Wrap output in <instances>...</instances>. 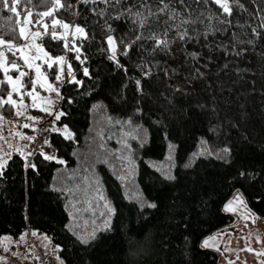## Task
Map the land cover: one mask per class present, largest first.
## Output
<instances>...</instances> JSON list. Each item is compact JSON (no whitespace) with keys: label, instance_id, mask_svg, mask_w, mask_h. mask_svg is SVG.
Masks as SVG:
<instances>
[{"label":"trees","instance_id":"1","mask_svg":"<svg viewBox=\"0 0 264 264\" xmlns=\"http://www.w3.org/2000/svg\"><path fill=\"white\" fill-rule=\"evenodd\" d=\"M61 2L71 4L73 7L71 10L66 7L56 9V17L86 26L90 38L83 40L81 44L83 48L81 58L87 56L83 64L75 59V54L71 50H67V58L72 64L74 74L82 82L76 84L70 81L61 85L58 105L68 113V116L66 118L62 116L60 119H66L70 127L75 130L86 131L94 119H99L95 115V110L89 111L91 105L96 101H103L108 105L107 110L111 113L114 98L121 92L125 82L128 84L127 97L131 100L134 77L141 74V70L134 68L133 65L141 62L140 56H144L146 62L167 59L169 65H179L180 71L172 76L171 80L165 78L163 64L160 65L159 70L152 65V71L157 73V76L152 80L144 79L145 91L151 92L155 100L150 115H154L157 119L162 118L167 126L166 128L163 125L159 126L160 135L153 134L151 151L144 155L156 161L165 159L167 144L163 139V132L166 130L168 139L177 145L176 167L173 168V174L177 178L167 181L159 172L148 167L143 161H138L137 183L140 191L146 199L158 203L155 210L147 206L140 209L139 201L129 199L128 195L131 193L125 195L124 185L106 166H102L101 175L106 177V192L118 211L113 216L112 231L105 233L94 248L82 254L80 247L73 243L75 237L64 227L68 222L67 210L64 207L65 199L55 194L49 187L54 178L59 182V175L62 174H58L56 170L62 166L56 161H44L43 157L37 154L34 159L38 162V168L24 170L17 154L13 152V159L9 162L10 166L5 172V177L0 179V238L5 234L16 237L25 230L31 229L46 233L53 245L57 243L62 245L58 249V255L65 264H73L74 260L76 264H127L128 237L139 238L146 230L154 228L155 250L151 255L143 257L140 264H215L218 254L200 247L199 242L203 237L232 220V216L224 212L222 207L234 189L238 188L246 204L253 211L264 216V197L256 198L259 195L260 180L236 178L238 170L259 172L264 166V39L255 45V50L246 43L237 44V47L249 50L248 56L239 62L234 54L218 47L221 42H227L229 48L232 46L233 31L242 41H247L253 35L252 25L240 28L235 21L239 19L243 23L246 19H251L259 24V17L264 16V0H256L255 3L253 0H242L248 11L255 15L249 17L247 13L234 10L231 17L232 25L228 27L227 32L218 31L215 35L209 33L207 37L201 35L198 42L188 41L183 46L174 44L171 58L160 53L149 55L147 52H140L139 45L132 50L131 58L124 55L122 50L119 51L117 58L121 65L127 66V72L117 68L115 63L108 59L105 33L100 30L98 24L94 23L97 16L90 11L92 5L77 4V0H61ZM146 2L156 4L158 0H146ZM18 3L19 14L30 9L34 19L37 13L51 7L52 0H31L30 3L29 0H18ZM128 3H137V0H124V6ZM95 6L97 9L105 7L102 0H96ZM176 6L181 7L178 3ZM191 7L195 9L192 13L195 16L201 8H205V5L202 0L199 5L192 0ZM218 8V5L212 4L213 11ZM112 10L109 5L108 13L110 14ZM74 12H78L79 15H73ZM9 15L13 14L8 10L0 11V34L5 35V38H12L7 30L13 26L18 30L16 20H20V15H13L11 21L5 20L4 17ZM163 18L162 16L161 19ZM104 19H109V15L99 18L100 21ZM109 22L114 23V27L118 29L115 33L117 38L128 31L130 24L128 20L113 22L109 19ZM206 23L207 18H205ZM213 23L217 28L221 27L219 23L215 21ZM205 24L197 23L192 25V28L202 32ZM153 28L159 30L156 25H153ZM20 41L21 39L17 42ZM40 41L50 54H59L66 50L63 40L52 41L49 33H45ZM140 43H144L146 47L151 45V41ZM209 43L211 48L208 47ZM184 48L189 52L202 53L201 58L199 60L186 58ZM8 55L11 59V54ZM209 56L212 57L209 64L211 71L203 67ZM16 59L22 63L18 56ZM225 63L228 64L227 68L217 74L216 69ZM84 67L88 68V75L84 74ZM237 67L242 71L237 73L235 71ZM195 68H199L206 75L199 76L195 73ZM50 70L53 75L54 69ZM170 84H179L187 88L188 92L180 93L178 89L169 87ZM27 85H30V80ZM221 88L224 90L220 91ZM229 89L232 91L229 92ZM162 93L172 97L174 103H169L161 95ZM69 96L73 97L71 101L66 99ZM212 96L216 97L218 115L214 114L211 108L199 107L201 104L212 103ZM7 109L4 108L3 114L7 113L5 111ZM56 123L58 124L57 120ZM213 125L218 126L217 131L210 130ZM43 135L45 139L50 140V153L53 150V154L63 156L68 161L69 167L77 165V158L72 155L71 142L65 141L56 131L45 132ZM77 136L83 143V132L78 131ZM202 139L207 143H202ZM109 143L113 147L116 146L114 140ZM225 147L230 149V152H225ZM57 149H59L58 153ZM202 149H207L209 154H198ZM220 156L226 158L220 159ZM190 157L191 166L183 167ZM233 178H236L235 181ZM65 179L71 181V177ZM117 186L119 193L116 192ZM193 186L200 193L199 199L204 202V207L195 208L192 212L193 220L185 231V224L180 222V218L186 213L177 206V194H183ZM91 219L92 214L86 212L78 224L81 231L91 230L93 227Z\"/></svg>","mask_w":264,"mask_h":264},{"label":"snow or ice","instance_id":"2","mask_svg":"<svg viewBox=\"0 0 264 264\" xmlns=\"http://www.w3.org/2000/svg\"><path fill=\"white\" fill-rule=\"evenodd\" d=\"M31 0H29V3ZM105 7L96 8V0H77V4L83 3L84 5H92L90 11L95 13L97 20L94 21L98 24L100 30L105 33L104 40H106V50L109 52L108 59L113 61L117 68L123 69L127 72V66L121 65L117 58L119 51H123L124 55L132 56V50L139 45L140 52H147L149 55H156L160 53L163 56L171 58L172 46L179 44L183 46L188 41H199L200 36L207 37L209 33L215 35L216 32H227L228 27L232 25L231 17L234 14V10H239L240 13H247L249 17L255 15L253 12H249L242 0H202L205 8H201L200 12L193 16L195 9L191 7L192 0H158V3L151 4L146 0H137V3H128L124 6V0H102ZM197 5L201 3V0H195ZM256 0H253L255 3ZM181 7H177L176 4ZM218 5L219 8L215 11L212 10V4ZM139 4V6H137ZM113 9L111 13H108V6ZM19 3L18 0H0V11L8 10L15 16H19L18 12ZM72 9V5L68 3H62L61 0H52L51 7H47L43 13H37L35 19L32 18V13L29 12L23 16L22 21L17 19L15 26L8 28V35L12 38H5V35L0 34V121L5 117L3 110L5 107L11 110H15L17 117L29 116L31 121H38L41 119L39 115H32L27 111L30 107L32 109L40 108L42 103L51 105L52 100L49 98H42L40 93L36 91V86L39 84L42 88H46L49 91L60 92V88H54L51 83L48 82L45 72L41 68V64L37 61H43L47 68L54 69V75L56 80L62 79V72L64 71L63 65L67 60V55H51L41 43H37L38 38H42L45 33L50 31L52 41H58L63 38L64 48H69V30L73 37L71 43L73 47L71 51L75 54V59L83 64V61L87 59V56L81 58L83 48L81 46L83 40L89 39V30L86 26L79 23L70 24L65 20L55 17V10L60 8ZM119 9V10H116ZM259 11V7H257ZM13 15L4 17L5 20L11 21ZM73 15H79L78 12H74ZM109 15V19L113 22L128 20L130 21L128 31L122 36L117 38L115 33L118 31L114 27V23H110L109 19L100 21V17ZM164 17L161 19V17ZM43 17L51 18V29L49 24L44 22ZM205 18L207 23L205 24ZM259 24H256L251 19H246L243 23L239 19L235 21L236 25L240 28H244L245 25H252L251 33L253 34L247 41H242L237 36L236 32H232V46L229 48L227 42H221L218 44L219 49L224 50L235 55L237 62L245 59L249 50L244 47H237V44H247L252 46L255 50V45L264 39V16L259 17ZM213 21L219 23L221 27L217 28ZM35 23L36 25H42L43 31L40 27L36 30H32L29 26ZM197 23L205 24L203 31L192 28V25ZM153 25L159 28L154 30ZM162 25V27H161ZM57 26L63 29L58 31ZM227 26V27H225ZM134 33L129 35L128 33ZM247 35V33H245ZM79 37V40L75 38ZM27 41L28 43H18L20 39ZM141 41H151V45L146 47ZM6 46V47H4ZM211 48V43L208 44ZM35 49L36 55L31 54V50ZM185 57H190L193 60H199L202 53L191 51L186 48L183 49ZM8 53L12 58L9 59ZM258 55L261 53L257 52ZM20 58L21 62H18L16 57ZM212 57L207 58V62L203 67L211 71L209 64ZM140 63L134 64V68L141 70V74L138 77H134V87L131 100L127 97L128 84L125 82L121 87V92L114 98L112 105L113 111L108 112V105L103 101H96L91 105L89 111L95 110V115L99 119H94L93 123L89 125L86 131L75 130L70 127L66 119L61 120L60 117H67L68 113L60 107L57 109H51L49 106L43 107L44 113H52L56 116L58 124L53 131L60 133L65 141L73 144L72 155L77 158V165L75 167H69L68 161L63 156L53 154L45 151L44 148H35L32 151H25L21 148L14 149L18 158L21 161V167L24 170L38 168V162L34 157L39 154L43 157L44 161H56L62 167L56 171L59 175V182L56 178L53 179V183L49 187L58 196H63L65 199L64 207L67 210L68 222L64 225L65 229L73 234L75 245H78L81 249V253H85L96 246L105 233L111 232L113 228L112 220L113 216L117 213L118 209L114 206L112 199L105 189L106 177L101 175V167L106 166L108 170L116 177L121 184L124 185L125 195H128L129 199H137L139 201V208L144 209L146 206L155 210L158 207V203L155 200L146 199L140 191L137 183V175L139 164L138 161H143L148 167L156 170L167 181L176 180V175L173 174V168L176 167L175 154L177 145L170 139H168V133L165 130L163 132V139L167 144V152L163 161H156L144 154L151 151L152 148V136L153 134L160 135V127L164 126V120L157 119L154 115H150L153 111L152 105L155 100L152 98L151 92L145 91L144 79L152 80L157 73L152 71V65L159 70L160 65H164L165 78L171 80L172 76L180 71V66H172L165 60H152L146 62L144 56H140ZM187 63V60L185 61ZM55 65V67H54ZM227 63L216 69L217 74L226 69ZM26 69L34 70L32 75ZM58 69V70H57ZM251 71V69H244ZM14 71V74H13ZM195 73L203 77L205 72L200 71L199 68L194 69ZM237 73L242 69L237 67L235 69ZM85 75L89 74L87 67L83 68ZM67 76L70 77L71 82L80 84L77 76L74 74V70L71 62L67 63ZM27 78V79H26ZM133 79V78H130ZM30 80V87H26ZM70 81L64 79L63 83L67 84ZM187 82V79H186ZM169 87L178 89L180 93H187L188 89L183 88L179 84H170ZM224 89L221 88L220 91ZM232 90L229 89V92ZM15 94V95H14ZM165 99L169 103H174L172 97L162 93ZM25 97L31 98V103L28 104ZM60 99L59 96L56 97ZM71 101L73 97H66ZM212 103L201 104L199 107L211 108L214 114L218 115L216 97H211ZM147 106V110H146ZM149 121L146 123L145 121ZM103 121V124H101ZM18 122V121H16ZM231 122V121H230ZM52 121L49 122L51 126ZM234 124V122H231ZM27 128L35 129L37 125L35 123H29ZM211 131H217L218 126L213 125ZM83 132V143L80 142L77 136V132ZM20 137H26L28 141H33L35 133L32 135H26L24 132L18 133ZM115 141L116 146L113 147L109 141ZM202 143H207L202 139ZM44 145H50L49 139L43 140ZM57 153L59 149L56 150ZM225 152H230V149L225 147ZM198 154H209L207 149H202ZM220 159L226 157L220 156ZM13 159V153L0 152V179L5 177V172L10 166V161ZM192 163L191 157L183 167H190ZM65 177H71V181L65 179ZM254 181L260 180V189L257 199L264 197V166L261 167L259 172L238 170L237 177ZM236 178H233L235 181ZM116 192L119 193V186L116 188ZM177 206L183 210L186 215H182L180 222L185 224V231H187V225L193 220L192 212L197 206L203 208L204 202L199 199L200 193L196 191V187L188 189L185 193H178ZM244 203V196L240 191H236L235 195L227 200L223 204L225 211H234L233 204ZM86 212L92 214L91 223L93 227L88 231H81L78 224L80 219ZM23 235V233H21ZM131 236L128 237V243L132 241ZM212 237H204L202 240V246H211L208 241ZM62 245L57 243L56 248H61ZM5 250L8 249V245H4ZM7 257L0 255V260H6ZM59 259V257H58ZM63 264V261H62ZM73 264H76L74 260Z\"/></svg>","mask_w":264,"mask_h":264},{"label":"rangeland","instance_id":"3","mask_svg":"<svg viewBox=\"0 0 264 264\" xmlns=\"http://www.w3.org/2000/svg\"><path fill=\"white\" fill-rule=\"evenodd\" d=\"M29 12H31V10L27 9L24 13H22L20 15V20L22 21L23 16L27 15ZM43 20L44 22L50 25L49 29H51L52 27L51 18L43 17ZM69 23L73 24L72 22ZM29 27L32 30H36L37 27H40L41 31H43L42 25L38 26L35 23H33ZM57 30L63 31V29L60 28V26H57ZM72 30L73 29L69 30V36H68L69 48L62 53L54 54V55H64V54L67 55V50H71V48L73 47L71 43L73 39V37L71 36ZM47 33L50 34V31ZM61 39L63 40V38ZM36 42L41 43L40 38H38ZM18 43H28V42L24 41L21 38V41ZM31 54L36 55V51L34 48L31 50ZM68 62L69 61L67 58L66 62L63 65L64 71L62 72V79L56 80L55 75L54 74L51 75V70L47 68L46 64L43 61H39V60L37 61V63L41 64V68L45 72L48 82L51 83L54 88H61V85L64 84L63 83L64 79H68L69 81H71L70 77L67 76ZM26 70L29 71L32 75L35 74L34 70L31 69H26ZM26 87H30V85L29 86L26 85ZM36 91L40 93L42 98L46 97L51 99L52 104L47 105L42 103L40 108L32 109L29 107L27 109V111L32 115H39L41 117V119L38 121H31L29 116L27 115L17 117L15 115L14 109L11 110V115L9 114L8 111L9 109L5 110L7 112L6 114H3L5 118L2 121H0V152L13 153L14 149L16 148H21L24 149L25 151L30 152L32 150L29 148V145L30 144L33 145L32 143L35 141V138L37 136V129L39 127L41 128L43 127V133L53 131V129L57 127L56 116L51 112L44 113L43 107L49 106L51 109L59 108L58 105L59 100H57L56 97L57 96L60 97L61 93L60 92L57 93L55 91H49L46 88H42L39 84L36 86ZM25 99L28 104L31 103L30 97H25ZM50 121H52L51 126L49 124ZM29 123H35L37 127L35 129L27 128L26 125ZM20 132H24L26 133V135H32L33 133H35V138L33 141H28L26 137H20L18 135V133ZM42 136L43 135L40 136L41 140H42ZM46 146L48 152H50L51 147L49 145ZM234 195L235 192L227 200L231 199ZM227 200L225 202H227ZM233 208L234 211H230V212L225 211L223 209L224 212L228 213L230 216L234 218L232 222L205 236V237H212V239L208 241V244L215 246L214 247L203 246V248L213 250L218 254L219 259L215 264H264V216L253 211L246 204V202L244 203L234 202ZM36 233L46 236L45 240L44 239H42V241L38 240L39 241L38 243L42 244L44 242L42 245L45 244L44 246L46 248L48 258L51 259L54 264H62L63 260L58 255V248H56V245H53L51 241H49V236L43 232H36ZM34 241L35 240H32V242ZM0 248L5 249L3 245H0ZM63 264H65L64 261Z\"/></svg>","mask_w":264,"mask_h":264},{"label":"crops","instance_id":"4","mask_svg":"<svg viewBox=\"0 0 264 264\" xmlns=\"http://www.w3.org/2000/svg\"><path fill=\"white\" fill-rule=\"evenodd\" d=\"M42 239L45 240L46 236L37 234L34 230L27 229L23 232V235L20 234L16 237H12L8 234L3 235L0 238V245L4 246L7 244L10 254L21 264H40L34 248L30 246L32 240L42 241ZM0 264L12 263H7V260H0Z\"/></svg>","mask_w":264,"mask_h":264},{"label":"clouds","instance_id":"5","mask_svg":"<svg viewBox=\"0 0 264 264\" xmlns=\"http://www.w3.org/2000/svg\"><path fill=\"white\" fill-rule=\"evenodd\" d=\"M155 229L150 228L139 238L133 236L126 248L127 264H140L143 257L154 252Z\"/></svg>","mask_w":264,"mask_h":264},{"label":"built area","instance_id":"6","mask_svg":"<svg viewBox=\"0 0 264 264\" xmlns=\"http://www.w3.org/2000/svg\"><path fill=\"white\" fill-rule=\"evenodd\" d=\"M41 135H43V127L42 128L39 127L37 129V136L35 138V141L32 143L33 145H31V144L29 145L30 149L33 150L35 148H44L45 151H48L47 146L42 144L43 140L45 139L44 135L42 136V140L40 139ZM30 247L34 248L36 256H37L40 264H54L53 261L48 258V256H47L48 254H47V251L44 248V246H41V245L37 244L36 241H34L31 243ZM0 254L7 257V259H6L7 263L9 262L12 264H21L9 253V250H5L3 248H0Z\"/></svg>","mask_w":264,"mask_h":264},{"label":"water","instance_id":"7","mask_svg":"<svg viewBox=\"0 0 264 264\" xmlns=\"http://www.w3.org/2000/svg\"><path fill=\"white\" fill-rule=\"evenodd\" d=\"M237 190H238V188H237V189H234L233 192H232V194H233L234 192H236ZM238 191H239V190H238ZM222 210H223V207H222ZM223 211H224V210H223ZM233 219H234V218L232 217V220H233ZM232 220H231L229 223H231ZM199 246H200V247H203L202 244H201V241L199 242ZM218 259H219V256H218V258H217V261H218ZM217 261H216V262H217Z\"/></svg>","mask_w":264,"mask_h":264}]
</instances>
